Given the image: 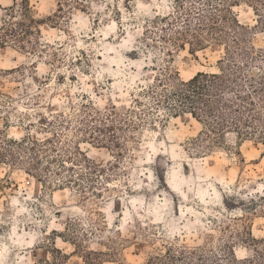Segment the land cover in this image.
Returning a JSON list of instances; mask_svg holds the SVG:
<instances>
[{"label": "rangeland", "instance_id": "1", "mask_svg": "<svg viewBox=\"0 0 264 264\" xmlns=\"http://www.w3.org/2000/svg\"><path fill=\"white\" fill-rule=\"evenodd\" d=\"M28 1L37 51L0 45V148L44 146L35 176L0 164V264H148L171 245L264 255V144L197 140L205 126L152 95L169 69L182 81L217 72L225 47L166 42L178 0ZM22 2L0 0V30ZM234 12L257 25L245 2ZM254 44L264 49L261 30ZM112 134L120 149L96 143Z\"/></svg>", "mask_w": 264, "mask_h": 264}, {"label": "trees", "instance_id": "2", "mask_svg": "<svg viewBox=\"0 0 264 264\" xmlns=\"http://www.w3.org/2000/svg\"><path fill=\"white\" fill-rule=\"evenodd\" d=\"M60 1V9L63 2ZM200 6H187L184 0L177 1L176 13L161 19L164 40L173 48L191 50L207 49L211 44L225 47L217 72H200L189 81H182L179 74L167 70L164 78L157 79L156 96L158 107H166L171 115L191 114L203 124L197 140L209 139L217 142L229 132H236L240 139L255 138L264 144V49L254 44L257 30L264 33V0H198ZM242 2L250 5L258 16L256 26L244 25L234 12ZM23 17L17 21L16 15ZM41 24L31 16L28 0H23L19 10L12 9L8 20L0 30V45L12 39L22 50L37 51L30 40L40 32ZM258 70V72H256ZM0 73H5L0 71ZM104 132L105 128H99ZM114 131V130H113ZM98 145L120 149L118 137L112 134ZM2 137V134H0ZM51 138L44 142L49 143ZM0 148V164L11 167L29 165L30 174L41 173L38 152L43 142L25 137L21 141L5 137ZM23 157L30 162L23 161ZM35 176V175H34ZM46 264H51L46 261ZM148 264H264V255L239 259L233 248L212 254L203 248L169 246L164 254L153 256Z\"/></svg>", "mask_w": 264, "mask_h": 264}]
</instances>
